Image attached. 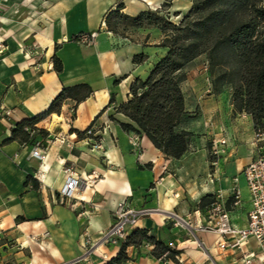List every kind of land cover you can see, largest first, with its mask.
I'll use <instances>...</instances> for the list:
<instances>
[{"label": "crops", "instance_id": "0c3cea01", "mask_svg": "<svg viewBox=\"0 0 264 264\" xmlns=\"http://www.w3.org/2000/svg\"><path fill=\"white\" fill-rule=\"evenodd\" d=\"M120 2L130 15L148 8L140 0H50L46 5L40 0L33 8L12 5L0 17V47L4 46L0 52V103L12 110L0 122L1 235L14 238L17 248H41L48 254L49 264H105L119 246L98 241L111 225L118 204L127 200L137 209H156L139 219L138 228L149 229L167 244L178 238L183 259L193 254L196 264H243L240 250L222 249L214 232L206 236L196 231L212 247L206 258L196 248L186 249L189 240L180 238L179 229L171 227L167 213L186 216L192 199L204 189L214 195L222 193L232 222L245 226L250 199L242 168L256 156L255 147L250 144L242 154L231 152L212 159L210 181L203 183L197 175L201 170L192 163L200 154L187 151L180 158L167 156L146 134L124 130L121 122L128 120L110 117L111 111L128 100L120 92L124 84H128V94L135 77H144L153 66L150 61L133 62L138 51L151 56L139 42L114 47L128 37L101 28L107 13ZM100 29L90 45L73 39ZM55 54L62 62L61 71L54 67ZM83 82L93 89L89 97L79 103L69 99L60 113L39 122L47 136L40 133L26 143L9 140L16 122L44 112L64 86ZM90 127L93 135L84 132ZM74 130L84 133L80 136ZM38 143L47 146L44 160L33 156ZM68 167L82 178L81 185L75 192L77 198L62 202L58 192L67 181ZM232 174H238L242 195V203L236 207L231 205ZM22 216L27 220L18 219ZM246 247L258 250L257 240L250 238ZM153 248L130 246L128 253L133 256L140 250L135 264H161L152 255Z\"/></svg>", "mask_w": 264, "mask_h": 264}, {"label": "trees", "instance_id": "16d2710c", "mask_svg": "<svg viewBox=\"0 0 264 264\" xmlns=\"http://www.w3.org/2000/svg\"><path fill=\"white\" fill-rule=\"evenodd\" d=\"M260 1L193 0L179 22L149 9L130 15L123 11V2L110 10L105 17L109 31L120 34L122 26L159 25L165 32L160 46L167 48L166 54L157 60L146 78L138 76L131 82L128 100L117 107L118 112L130 119L121 122L122 128L146 134L167 156L182 157L188 149L190 136L189 131L178 130L186 115L182 83L188 68L207 52L211 69L220 67L222 70L215 78L216 89L223 84H231L235 110L250 114L256 130H263L264 6ZM78 36L73 39L77 40ZM147 59V54L139 53L134 55L133 62L142 64ZM54 67L57 71L62 70V62L56 54ZM92 92L91 85L86 82L64 86L44 112L16 122L9 140L31 141V130L47 136V130L36 126L39 122L52 113H60L67 100L79 103ZM111 102H114V96ZM74 131L80 136L84 133ZM207 198L213 200L214 194ZM18 219L27 220L24 216ZM144 241L155 244L152 255L159 259L170 257L175 260L174 254L181 253V250L171 248L151 234L149 229L136 228L105 264H125L129 260L127 249L138 247Z\"/></svg>", "mask_w": 264, "mask_h": 264}, {"label": "rangeland", "instance_id": "374dc122", "mask_svg": "<svg viewBox=\"0 0 264 264\" xmlns=\"http://www.w3.org/2000/svg\"><path fill=\"white\" fill-rule=\"evenodd\" d=\"M37 1L40 0H0V17H2L4 13L9 10L8 8H10L12 5L15 6L18 4H22L33 8L34 4H36ZM140 1L148 4L147 9L153 10L154 12H159L161 15L169 18L173 22H179L193 4V0H159L156 3L148 0ZM49 2L50 0H42V3L45 5ZM260 5L264 6V0L260 1ZM31 15L33 16L34 13H32ZM104 29H108L107 26L104 27ZM99 31H101V29L94 32L98 35ZM117 35L121 37H128V40L118 42L114 45V47L119 48L121 47V45L131 43L130 41L139 42L143 47L151 51V56L141 51H138V53L135 54H147L148 59L146 61H150V64L154 65L157 60L167 52V48L160 46L165 38V32L159 25H145L142 28L134 26H122L120 34ZM96 37L91 42H87L85 44L90 45L94 43ZM77 41L79 40L77 39ZM3 49L4 46L1 45L0 50L3 51ZM149 71L146 75H144V77L141 78H146L149 74ZM221 71L222 70L220 67H215L214 70L211 69L209 56L206 52L199 56L188 68L186 79L182 83V89L186 98V115L178 130H187L190 132L187 151L200 154L199 156L194 157L192 163L194 164L196 162L197 166L199 167L198 170H201V172L199 171L197 175L203 183L210 181L209 172L211 169L210 161L212 159L218 160L221 157L227 156L231 152L242 154L250 144L251 148H254L256 142V133L258 131L255 128L252 116L250 114L246 112H238L235 110L231 100L233 94L232 85L227 83L216 89L215 78ZM120 82H122V79H119L118 83ZM126 85L128 84L125 83L123 86V90L120 91L122 92V97L124 99L126 95L127 99L129 97V93L125 94ZM111 112L113 113L110 115V117L113 120H119L120 118H123L130 121V119L126 118L122 113L118 112L117 108H115V111ZM36 126L38 128H44L42 127L43 125H40L39 123ZM39 134V131L31 130V135L34 138H36V136ZM243 157H245V154L243 156H240L239 158L242 159ZM232 176L233 185L231 187V192L234 191V188L239 189L236 180L238 174H232ZM32 181L35 182L36 179L32 177ZM203 188H205V185H203ZM202 192L203 193H201L200 195H197L198 198L196 200L192 199L190 204V212L186 214V216H184L187 218V220L189 219V217L191 218L190 224H187L185 221H182L181 219L175 217L170 213H167V215H171V217L167 216V220H170L171 227H177L179 229V232L181 234L180 238L189 240V243H187L189 245L185 247L186 249L196 248L197 250L202 251L204 258H206L208 253L210 252L209 248L212 247L203 243V241L197 237L196 231L204 232L206 236H210L212 233L211 231H207L197 227L194 212L197 209H201L205 213L208 207H210L215 202L225 200V197L222 195V193H217L214 195V199L211 200L207 198L208 195L212 194L210 191H206L203 189ZM219 194L220 196L218 197L217 195ZM153 210L154 211H152L151 214L153 212H157L155 208ZM135 229L136 228H132V231ZM150 233L154 234L152 232ZM1 234L2 231L0 230V256L2 257L1 264H21V262L24 264H49L47 260L48 254L43 253L41 251V248H17L18 244L14 238H9L7 235L2 236ZM177 239L174 238L173 240L175 242L168 243L171 248L178 249L179 240ZM160 240L163 241V239ZM33 241L34 239L32 240V242ZM6 244L8 246L13 244L16 246V248H3L6 246ZM142 245H145L147 250H150L152 245L153 247H155V244L148 241H144ZM121 246L122 244L119 246V249ZM140 246H138L139 249ZM204 248H206L207 252L204 250ZM4 251L6 253H4L5 255L3 256ZM20 251H23V254L19 255ZM139 254L130 256L128 253L129 260L125 264H135L134 261L138 259ZM174 255L175 260H172L170 257H163V259H158L160 260L161 264H196L193 254L188 256V258L186 259H183V255L181 253ZM69 263H75V261H70Z\"/></svg>", "mask_w": 264, "mask_h": 264}, {"label": "built area", "instance_id": "2783aa9c", "mask_svg": "<svg viewBox=\"0 0 264 264\" xmlns=\"http://www.w3.org/2000/svg\"><path fill=\"white\" fill-rule=\"evenodd\" d=\"M102 28L106 27V22L102 21ZM96 33H83L78 36V40L87 43L94 40ZM2 50H0L1 52ZM12 110L0 103V122L11 116ZM88 135H93L95 131L92 127L86 130ZM48 144L50 140H47ZM96 148V144L94 143ZM93 147V149H94ZM256 156L242 169V174L248 188L250 209L248 211V221L245 226L239 227L232 222L231 209L227 205V200L213 203L205 213L201 209L194 212L197 227L216 233L219 236L218 245L222 249L238 248L243 264H264V129L258 130L255 142ZM33 156L44 160L47 157V146L38 143L33 148ZM67 181L60 189L59 198L62 202L77 198L75 192L80 188L81 179L76 177L72 168L65 169ZM237 183L239 178H236ZM218 197L220 196L217 195ZM231 205L239 206L242 203L241 191L234 188L231 196ZM151 208L137 209L130 205L127 200L118 204L114 212L111 225L98 243L102 245L120 246L123 244L132 228H138L141 216L151 214ZM175 217L190 224L191 218L181 217L177 213H170ZM171 217V215H168ZM250 238H255L258 243V250H249L246 245Z\"/></svg>", "mask_w": 264, "mask_h": 264}]
</instances>
